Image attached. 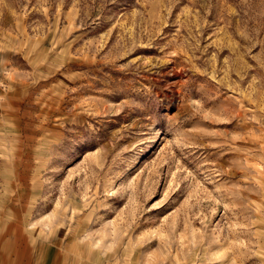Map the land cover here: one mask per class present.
<instances>
[{"label": "rangeland", "instance_id": "obj_1", "mask_svg": "<svg viewBox=\"0 0 264 264\" xmlns=\"http://www.w3.org/2000/svg\"><path fill=\"white\" fill-rule=\"evenodd\" d=\"M0 264H264V0H0Z\"/></svg>", "mask_w": 264, "mask_h": 264}]
</instances>
